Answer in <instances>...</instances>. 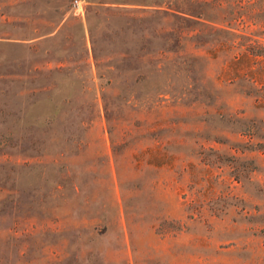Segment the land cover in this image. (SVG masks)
<instances>
[{"label":"rangeland","instance_id":"rangeland-1","mask_svg":"<svg viewBox=\"0 0 264 264\" xmlns=\"http://www.w3.org/2000/svg\"><path fill=\"white\" fill-rule=\"evenodd\" d=\"M78 1L0 0V264H264V0Z\"/></svg>","mask_w":264,"mask_h":264},{"label":"trees","instance_id":"trees-1","mask_svg":"<svg viewBox=\"0 0 264 264\" xmlns=\"http://www.w3.org/2000/svg\"><path fill=\"white\" fill-rule=\"evenodd\" d=\"M165 17L167 28L163 31L167 34V37H165L166 41H170L174 36L179 37L177 31H180L182 26L187 27L189 33H191L188 38H195L199 34V30H196V27L206 24L205 20L209 21V18H207L205 14L196 10H167L165 12ZM211 28L217 31L215 27L211 26ZM169 51H171V48H169Z\"/></svg>","mask_w":264,"mask_h":264},{"label":"built area","instance_id":"built-area-1","mask_svg":"<svg viewBox=\"0 0 264 264\" xmlns=\"http://www.w3.org/2000/svg\"><path fill=\"white\" fill-rule=\"evenodd\" d=\"M75 5L77 6V9L82 10L80 2L78 0H75Z\"/></svg>","mask_w":264,"mask_h":264}]
</instances>
